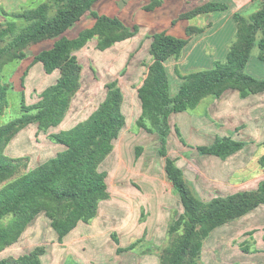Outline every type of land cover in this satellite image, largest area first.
<instances>
[{
    "label": "trees",
    "instance_id": "16d2710c",
    "mask_svg": "<svg viewBox=\"0 0 264 264\" xmlns=\"http://www.w3.org/2000/svg\"><path fill=\"white\" fill-rule=\"evenodd\" d=\"M98 1H44L16 14L23 23L19 31L16 22L9 23L2 31V36L8 37L0 39L1 42L6 41L0 46V116L9 106L10 87L3 79V69L9 63L25 60L30 47L53 41L49 48L35 55L34 63H41L47 74L58 71L59 77L41 92L37 102L32 105L25 101L21 103V111L24 112L21 117L0 124V252L16 243L41 214L50 220L61 242L79 223H90L96 218L100 202L110 197L108 172L102 169V165L127 124L124 92L117 80L106 85L104 99L86 119L51 134V140L63 147L54 156L27 169L25 157H11L6 153L8 144L29 125L37 124L38 130L46 131L64 121L82 86L83 66L77 51L92 40H97L96 49L105 51L138 32L137 25L131 28L118 16L96 11L94 5ZM164 1L150 0L144 8L153 11ZM256 1L249 14H234L235 37L223 61L216 60L212 68L195 69L189 73H182L176 67L182 83L175 96L170 93V77L165 63L171 57L179 58L190 39L203 33L208 25H189L186 37L167 31L151 35V63L137 90L142 108L137 126L158 134V153L165 157L167 177L183 205V212L169 224L171 241L162 248L158 264H201L204 243L216 228L264 205V180L256 189L203 200L186 179L176 159L168 153L172 131L170 118L174 113L195 109L205 97L219 98L231 89L238 90L242 98L264 92V79L246 72L256 46L260 48L259 58L264 61V0ZM226 9V3L208 0L185 9L179 14V19H193ZM87 13L92 15L94 23L80 30L76 36L69 37L67 32ZM176 131L181 136L178 128ZM246 144L243 140L224 136L210 146H198L197 149L201 154L226 159ZM142 151L143 147L137 146L136 156L139 157ZM259 163L264 168V154ZM114 239L119 241L116 235ZM139 242L120 247L118 252L133 250ZM244 250L249 251V248ZM45 252L46 247L38 245L22 255L0 258V264H42Z\"/></svg>",
    "mask_w": 264,
    "mask_h": 264
},
{
    "label": "rangeland",
    "instance_id": "374dc122",
    "mask_svg": "<svg viewBox=\"0 0 264 264\" xmlns=\"http://www.w3.org/2000/svg\"><path fill=\"white\" fill-rule=\"evenodd\" d=\"M44 1L48 0H0V39L7 38L8 36H2L3 29L9 23L17 24V31L23 26L22 21L16 16L19 12L31 9ZM129 0H100L94 5V9L101 14L118 16L126 22V24L133 28L135 24H147L150 21L148 15L154 14L150 12L144 17L141 15V9L144 7V0H134L133 4H126ZM206 0H191L190 2L184 3L180 12L176 17L173 18L171 23L168 20L167 29L178 28L179 14L185 9H191L195 5L201 4ZM224 2V0H211ZM257 3V1H256ZM254 9V8H252ZM251 9V11H252ZM229 11H231L229 9ZM242 13L249 14V11H241ZM145 14V13H144ZM157 16L159 13H155ZM155 15V16H156ZM208 14H201L190 20L192 25H203L206 23L210 16ZM155 20V19H154ZM153 20V21H154ZM161 22L163 19L160 18ZM213 21H218L216 28H221L224 26V11L216 12L213 15ZM164 21L167 19L164 17ZM234 22L230 21L232 24ZM94 23V19L90 13H87L74 27H72L67 35L69 37H74L78 32L84 28L90 27ZM139 24V25H140ZM235 24V22H234ZM212 24L211 27H215ZM236 25V24H235ZM142 26V25H140ZM164 26V27H165ZM144 28V26H142ZM236 27V26H235ZM180 28V27H179ZM210 27H208V31ZM154 29L146 28L138 32L135 37L127 39L122 42H118L112 47L105 51H100L96 49L97 40L90 41L84 48L77 51L79 61L83 66L82 70V86L75 96L72 106L65 118V120L58 127L48 129L46 131L38 130L37 124H31L15 136L14 140L8 144L6 153L11 157H25L26 163L28 164L27 169L37 166L39 163L47 160L48 158L54 156L63 147L51 140V134L59 132L61 130L68 129L78 122L86 119L92 111H94L99 103L104 99L107 89L106 85L114 80H117L119 85L122 87L123 92L126 97L125 112L127 114V125L123 133L118 137L116 145V154L118 158L121 157V162H131L134 167L139 162H143V168L141 172L151 175L153 169H148L150 166H154L156 177L162 179L163 167L165 168V157L158 153L159 148V137L157 133H149L144 129H139L136 124V115L139 111V103L137 89L138 86L143 82L148 71V65L151 63V55L149 53L151 35ZM214 31V30H213ZM13 32H11L12 34ZM230 40L234 39V35H230ZM9 40V39H7ZM1 42V41H0ZM53 41L48 40L40 44L30 47L27 51L28 57L20 63L11 64L9 63L3 69V79L8 82L9 90V106L6 112L0 116V124H5L16 117H21L23 111H21V103L25 101L27 105H32L38 101L41 92L53 84L59 77V72L55 71L52 74H47L41 64L34 63L35 55L45 48H49ZM231 43V42H230ZM6 44V41L0 43V46ZM260 48L256 46L250 57V62L246 67V72L256 78L264 79V61L259 58ZM212 50H207L205 52V60L212 63L216 60H224L214 58ZM170 70V86L172 94H175L180 83L179 76L175 70V59H171L168 63ZM211 67H206L204 69H209ZM188 69V70H187ZM196 68H185V73H189ZM27 71V72H26ZM26 72V74H25ZM178 84V85H177ZM263 95H260V97ZM242 98V97H241ZM24 99V100H23ZM202 100H217L213 96H207ZM190 114H193L192 110H189ZM171 124L173 128V133L168 142V152L173 154L174 143L179 141V136L175 130L174 119L171 118ZM246 143L250 141V138H244ZM174 142V143H173ZM128 145L126 150H122L121 145ZM142 146L143 151L139 158L136 156L135 148L136 146ZM186 145V144H185ZM261 151L264 152V144L261 143ZM200 152V151H199ZM253 161L254 164H258V154L255 155ZM118 158L111 157L108 158L102 165V169L106 170L109 174L108 185L114 189L120 188V182H124V172H120L117 176L115 175L116 167L120 162ZM252 163V162H251ZM115 165V166H114ZM260 165V163H259ZM252 164L250 165V167ZM260 167L264 168L260 165ZM113 169V170H112ZM165 170V169H164ZM129 175V174H128ZM130 176V177H129ZM127 178L136 177V175H129ZM146 176V175H144ZM122 177V178H119ZM167 180L165 176H163ZM134 179V178H133ZM127 180V182H128ZM138 180V179H137ZM130 183V182H129ZM128 183V184H129ZM122 185V184H121ZM166 191L173 193V209L172 204L169 203L170 215L178 216L182 212V205L178 203V195L171 191L168 182L164 184ZM113 199L110 200L109 204L102 205V213L99 221H103L105 212L112 211V209H117L116 204L120 205L117 213L114 216L108 228L106 229L107 234L110 236L113 232L117 233V236L121 239V244L128 245L129 241L126 239L127 227L125 226L126 214L128 210L126 209L124 199H119L121 197L116 193L113 195ZM183 208V207H182ZM174 211V213H173ZM172 218V219H173ZM134 221L138 223L139 235H142V225L139 224L137 217H134ZM249 223L248 227H253L254 232L257 236L264 237V206H260L255 209L250 216L247 217ZM243 230L246 227H242ZM32 230H35L36 234L29 236L22 240L20 239L13 245L5 248L0 252V258L9 256H19L27 251H29L35 245L51 246V240H53L52 227L50 226V220L44 215H39L32 224ZM252 232L247 233L248 235H243L240 233L230 235L229 231L224 232V250L220 251L216 248L214 251L218 253L214 255L213 251L209 253H204L201 259V264H264V248L257 250L256 241L253 240L255 237ZM134 237V236H133ZM110 238V237H109ZM246 238V239H244ZM110 247L114 246V241L110 238ZM264 240V239H263ZM151 241V242H150ZM171 241V237L167 230H162L159 233L149 234L148 237L145 235L144 240L139 242L135 249L124 251L121 254H115L113 251L109 258V264H158L160 260V253L162 248L168 245ZM49 243V244H48ZM108 244V245H109ZM155 245V246H154ZM246 245V246H245ZM159 246V247H156ZM210 246H214V242ZM264 243H261V247ZM244 247H248L249 251H245ZM224 254V256H223ZM260 256V258L258 257ZM157 257V258H156ZM111 260V263H110ZM43 264H63L60 259L56 261L49 257H44Z\"/></svg>",
    "mask_w": 264,
    "mask_h": 264
},
{
    "label": "crops",
    "instance_id": "0c3cea01",
    "mask_svg": "<svg viewBox=\"0 0 264 264\" xmlns=\"http://www.w3.org/2000/svg\"><path fill=\"white\" fill-rule=\"evenodd\" d=\"M149 2L150 0H144V7L149 4ZM129 3L133 4L134 0H129L126 4L128 5ZM184 3V0H165L160 7L153 11H147L143 7V9H141L142 17L145 15L147 17V14L150 12H153L154 14L151 16L148 15L147 18H149L150 21L148 22L147 20V24L139 23L140 25L144 26V28L139 24H135L139 28L138 32L141 28L143 30L146 27L149 29H154L153 33L158 31H167L168 33L178 37H186V28L189 25H192L190 24V20L192 19L179 20L178 28L176 29L174 27L167 29V26H165V24H168V20L173 23V18L178 15ZM224 3L228 5V9L224 10V26L217 29L216 26L219 24V22L212 20L213 15L216 12L222 11L209 13L208 15L210 18L208 21H206V23H202L203 25L199 26L202 27L208 25L210 30L208 31L207 27L203 33L194 35L190 39V42L185 47L182 55L179 58L171 57L166 61L165 65L167 67L169 77L170 70L168 63L171 59H175V69L177 67L182 73H185L186 70L184 69L188 67L204 69L213 65V59L210 62H207L204 58L206 57L205 52L207 50H212L214 58H226L229 51L230 42L232 41L230 40L231 37L229 36L231 34L235 36L236 32V25L234 24L235 21L232 24L230 21L234 20V14L236 12H250L257 3L256 0H224ZM229 9L231 11H229ZM155 13H159L158 16ZM164 17L167 19V22L164 21ZM160 18L163 19V22H161ZM212 24H214V28L211 27ZM179 80L180 83L179 85L177 84L178 89L175 94H172L170 88V93L172 96H175L179 91V87L182 83L180 77ZM140 86H138V88ZM260 95L263 96L260 97ZM125 104L126 97L124 100V113L126 114ZM141 110V103H139V111L135 119L136 124L137 119L141 114ZM192 111L193 114H190L188 110L174 113L171 116L175 122V130L178 128L181 136L178 135V142H173L175 146L173 150L174 153H168L172 158L176 159L177 165L183 170L186 179L191 184L196 193L203 200L209 201L216 196H227L237 191L256 189L259 183L264 180V172L259 163L253 165L254 159H257L255 155L258 154L260 158L264 154L260 148V144H264V92L253 94L246 98H241L238 90H227L221 97L217 98V100H202L195 109H192ZM124 130L125 128L122 130L121 134ZM172 133L173 128L170 137ZM224 136H231L236 140H245L244 138H250V141H247V144L243 149L226 159H222L221 157L215 155L201 154L197 149L198 146H210L216 141L217 138ZM182 138L186 145L182 141ZM115 142H117V139ZM121 147L123 148L122 150H126V148L129 146L123 144ZM116 152L115 145L114 150L108 158H118V154H116ZM117 160L120 162V165L118 164L116 167H113L114 170L116 169L115 175L117 176V173L119 175L120 172H124V182H120V188L114 189L113 187L110 188L108 185L110 197L100 202L98 216L90 223H79V225L66 237H64L61 242L58 239L57 233L52 229V238L54 239L51 240L52 245L50 247L46 246V252L42 256V264L44 263V257L49 256L55 261L60 259L63 264H109V258L113 251H115V254L117 255L122 253L118 252V248L128 247L138 240L142 242V240L145 238V235L148 237L149 234L152 235L153 233H159L164 229L168 231L169 224L174 218H176V216L173 218V216L170 215L171 210L168 209L169 203L172 204V207L170 208L173 209L174 199L172 198L173 193L169 191L167 192L166 188H164L166 181L168 182L171 191L175 193L174 195H178L179 197L177 204L182 205V202L179 194L175 191L172 182L168 179L166 170H164L165 168L163 167L161 174L165 176L167 180L163 178V176L162 179H160L159 177L153 175L156 169L154 166H150L148 168L153 169V173L148 175L140 171L144 167L143 162H138L134 167L131 162H121V157H119ZM251 164L252 166L250 167ZM128 174L136 175V177H133L134 179L130 178L128 180ZM116 193L121 196L118 197L119 199H124L126 209L128 210L126 219H129L125 222V226L127 227L126 239L129 241L128 245L121 244V239L119 236H117L116 232H113L109 236L106 231L111 220H113V218L110 220V217L114 216L117 213V210L120 208L119 204H116L117 209H112V211H109L108 213L105 212V218L102 219L103 221H99V218H101L100 216L102 213L103 203L109 204L108 202L114 198L113 195H116ZM182 207L181 209L183 212ZM254 211L246 214L240 219L234 220L228 224L216 228L204 243L201 259L204 253H209L210 251H213L214 255H217L219 252L216 253L214 251L216 248H218L220 251L224 250L225 231H229L230 235H233L232 237H235L234 234L237 233L246 236L248 235L247 233L253 231L252 234L255 235L253 240L256 241V244L258 243L256 249L259 250L264 248V246L261 247V243H264V237L262 238V236H257L252 226L248 227L249 223L247 221V217L250 216ZM134 217H137L139 224L142 225V235H139L138 223H135ZM33 222L25 230L22 240L30 238L36 234L35 230H32ZM242 227L246 228L243 230ZM28 235L30 237H28ZM114 235L117 236L119 240L118 242L114 239ZM109 237L114 241L113 247H110ZM212 242H214V246H210ZM35 247L36 245L29 251ZM258 257L260 258V256Z\"/></svg>",
    "mask_w": 264,
    "mask_h": 264
}]
</instances>
